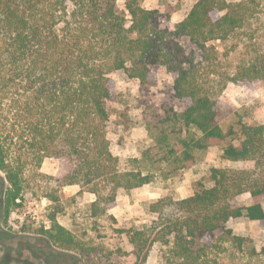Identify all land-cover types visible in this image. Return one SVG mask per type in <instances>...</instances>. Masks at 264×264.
I'll list each match as a JSON object with an SVG mask.
<instances>
[{
    "label": "trees",
    "instance_id": "1",
    "mask_svg": "<svg viewBox=\"0 0 264 264\" xmlns=\"http://www.w3.org/2000/svg\"><path fill=\"white\" fill-rule=\"evenodd\" d=\"M260 3L197 0L169 33L189 37L203 52L205 67H215L220 52L211 43L242 37ZM126 9L130 25L117 0H0V171L4 174L0 215L4 223L26 199L25 171L40 169L47 157L68 163L67 172L56 180L59 186L77 184L79 194L95 195L90 205L93 217L107 212L121 188L129 190L152 181L151 172L120 169L111 149L108 102L113 97L111 75L116 71L123 70L141 83L147 81L151 67L161 62L176 73L175 97L188 101V106L164 121L180 123L179 131L187 133L181 144L168 151L171 157L182 152L176 157L180 167L191 165L193 150L236 134L233 128L225 131L220 125L215 100L203 88L200 69L184 55L179 60L171 57V50L163 46L157 11L144 7L141 0H126ZM242 39L232 50L240 44L249 46ZM220 75L219 91L229 82L264 83V52H245L232 69ZM239 133V144L225 145L223 157L251 161L253 166L213 167L211 186L199 183L189 197L152 202L148 210L157 216L149 224L124 231L133 254L147 257L152 245L160 241L178 264H202L206 241L243 240L228 226L230 219L245 216L264 226V123H241ZM159 142L170 145L167 134ZM170 156L164 158L170 160ZM244 192L250 193L252 203L234 205L233 198ZM58 212L49 215L48 227L38 226L35 232L45 236L47 247L58 257L74 251L85 264L92 263L100 255L98 248L62 225ZM22 228L26 231L24 224ZM197 242L205 243L197 246Z\"/></svg>",
    "mask_w": 264,
    "mask_h": 264
},
{
    "label": "rangeland",
    "instance_id": "2",
    "mask_svg": "<svg viewBox=\"0 0 264 264\" xmlns=\"http://www.w3.org/2000/svg\"><path fill=\"white\" fill-rule=\"evenodd\" d=\"M259 1L257 15L242 32V37L211 43L220 53L217 61L214 60L215 67L208 68L205 67L208 63L203 52L189 37L169 33L187 16L197 0H141L144 7L157 11V25L163 30V46L171 50V57L179 60L184 55L200 69L203 88L205 90L206 87L215 100L220 125L225 131L233 128L236 134L206 149L193 150L191 165L180 167L181 162L176 161V157L179 154L182 156V152L171 157L168 151L181 144L187 133L184 129L179 131L180 123L164 121L172 112L183 111L188 106V101L175 97L176 73L162 62L151 67L145 83L130 78L123 70L112 73L113 97L108 102L111 149L118 156L120 169L151 172L152 181L129 190L121 188L107 212L93 217L90 215V205L94 199L92 193L84 191L79 194V186H59L56 181L69 168L66 160L45 158L40 169L28 168L25 171L26 199L23 205L11 212L7 223L0 215V237L3 239L0 240V264H85V260L74 251L58 257V253L47 247L45 236L35 232L38 226H49V215L55 210L57 212V209L60 210L57 219L64 226L84 243L100 251V255L93 257L90 264H178L170 248L160 241L152 245L147 257L133 254V247L124 231L149 224L157 216L148 210L149 206L159 198H186L194 194L199 183L211 186L213 167L241 169L253 166L251 161L225 159L221 151L231 142L239 144L241 123H264V83L257 80L229 82L219 91L218 82L220 74L232 69L245 52H264V0ZM117 4L126 14L130 25L126 0H117ZM213 16L217 17L218 13ZM245 38L248 47L240 44L232 50L237 46V40ZM227 53L228 57H225ZM212 68L214 71L209 74ZM163 134L168 135L169 146L159 142ZM166 155L170 156V160L164 158ZM2 177L4 174L0 171V192ZM47 195L58 200L48 199ZM232 203L247 206L252 203V197L249 192H244L233 198ZM172 216L176 217L174 214ZM242 217L230 219L228 226L243 240L223 243L206 241L202 264H264V255L261 253L264 226L259 221ZM163 222H167L166 218ZM23 224L26 231H23ZM203 243L197 242V246Z\"/></svg>",
    "mask_w": 264,
    "mask_h": 264
},
{
    "label": "crops",
    "instance_id": "3",
    "mask_svg": "<svg viewBox=\"0 0 264 264\" xmlns=\"http://www.w3.org/2000/svg\"><path fill=\"white\" fill-rule=\"evenodd\" d=\"M221 154H223V149H222V151H221ZM230 162H231V161H230ZM66 186L68 187V186H79V185H77V184H70V185H66ZM66 186H65V187H66ZM79 190H80V186H79ZM79 190H78V192H79ZM78 192H77V193H78ZM90 193H91V192H90ZM92 194H93V193H92ZM190 194H191V193H190ZM190 194H189V195H190ZM93 195H94V194H93ZM182 197H186V196H182ZM94 200H95V195H94V199L92 200V202H93ZM242 218H246V217L243 216ZM249 220H250V219H249ZM58 221H59V220H58ZM229 221H230V220H229ZM251 221H257V220H251ZM59 222H60V221H59ZM60 223H61V222H60ZM61 224H62V223H61ZM62 225H63V224H62ZM65 227H66V226H65Z\"/></svg>",
    "mask_w": 264,
    "mask_h": 264
}]
</instances>
